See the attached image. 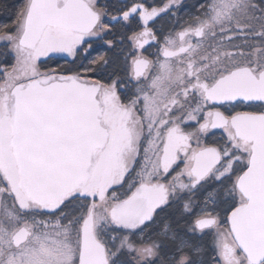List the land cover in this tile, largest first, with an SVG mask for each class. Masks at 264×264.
<instances>
[{
	"label": "snow or ice",
	"instance_id": "snow-or-ice-1",
	"mask_svg": "<svg viewBox=\"0 0 264 264\" xmlns=\"http://www.w3.org/2000/svg\"><path fill=\"white\" fill-rule=\"evenodd\" d=\"M3 7L0 264H264V0Z\"/></svg>",
	"mask_w": 264,
	"mask_h": 264
},
{
	"label": "trees",
	"instance_id": "trees-1",
	"mask_svg": "<svg viewBox=\"0 0 264 264\" xmlns=\"http://www.w3.org/2000/svg\"><path fill=\"white\" fill-rule=\"evenodd\" d=\"M19 0H0V22L4 21L7 18V12L4 10V5H13L18 3Z\"/></svg>",
	"mask_w": 264,
	"mask_h": 264
},
{
	"label": "flooded vegetation",
	"instance_id": "flooded-vegetation-1",
	"mask_svg": "<svg viewBox=\"0 0 264 264\" xmlns=\"http://www.w3.org/2000/svg\"><path fill=\"white\" fill-rule=\"evenodd\" d=\"M197 2H198V0H185V3L189 5V9H188L189 11L193 10L192 6L196 5ZM149 50L154 52L155 51V47H153V48H151Z\"/></svg>",
	"mask_w": 264,
	"mask_h": 264
}]
</instances>
